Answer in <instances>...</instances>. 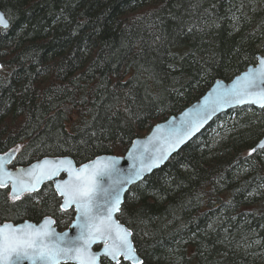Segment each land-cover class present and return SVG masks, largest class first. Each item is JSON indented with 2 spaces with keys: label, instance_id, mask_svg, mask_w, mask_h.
<instances>
[{
  "label": "trees",
  "instance_id": "obj_1",
  "mask_svg": "<svg viewBox=\"0 0 264 264\" xmlns=\"http://www.w3.org/2000/svg\"><path fill=\"white\" fill-rule=\"evenodd\" d=\"M0 11L11 168L124 157L264 55V0H0ZM263 137L264 110L230 111L130 190L118 220L142 264H264ZM74 217L52 184L18 200L0 187V224L52 218L63 232Z\"/></svg>",
  "mask_w": 264,
  "mask_h": 264
},
{
  "label": "water",
  "instance_id": "obj_2",
  "mask_svg": "<svg viewBox=\"0 0 264 264\" xmlns=\"http://www.w3.org/2000/svg\"><path fill=\"white\" fill-rule=\"evenodd\" d=\"M6 21L8 30L10 23ZM254 108L264 110V56H258L257 64L231 81H216L209 91L196 103L189 106L177 116L153 127L147 136L137 139L124 157L102 156L81 166H77L69 157L43 158L27 167L11 168L18 150H12L0 156L1 188L10 190L11 199L18 200L26 195L40 192L47 184H52L57 196L61 199V210H73L74 220L67 230L58 231L52 218H45L39 223L29 221L14 224H0L4 234L10 228L16 232L41 233L44 246L51 249H79L80 252H69L51 260L33 256H21L18 260L5 254L7 264H80L76 257L83 254L92 264H142L135 244L133 233L119 220L118 216L130 190L142 183L153 173L161 170L167 163L188 144L198 138L217 118L237 109ZM264 137L258 142L254 152L264 150ZM87 166V172H85ZM90 178L94 188L92 202L93 214L97 222L106 227L104 235H99L86 224L87 217L77 211L75 204L67 205L65 196L60 190L75 181L76 174ZM140 173V175H137ZM113 195H109V194ZM119 194L118 210H114L111 201ZM110 213V218H109ZM91 232V234H90ZM126 239L131 251L121 248V238ZM47 233V235H43ZM110 253H116L115 258Z\"/></svg>",
  "mask_w": 264,
  "mask_h": 264
},
{
  "label": "snow or ice",
  "instance_id": "obj_3",
  "mask_svg": "<svg viewBox=\"0 0 264 264\" xmlns=\"http://www.w3.org/2000/svg\"><path fill=\"white\" fill-rule=\"evenodd\" d=\"M0 27H7V21L5 17L0 14ZM264 147V145H261ZM255 151V149H253ZM87 166H85V172H87ZM140 175V173H137ZM0 181V186H2ZM61 195L66 197L67 205L75 204L77 211L82 216L87 217L86 224L90 225L91 230L99 235H104L107 230L102 222H97V216L93 214L92 202L94 199V188L91 180L88 177L83 176L81 173L76 174L74 182H71L65 189L60 190ZM110 196L113 194H109ZM114 210H118L116 206L119 204V194L115 193L114 201H111ZM110 218V213H109ZM91 234V232H90ZM47 235V233H43ZM41 233L32 232H16L14 233L10 228L5 235L4 230L0 229V264H7L5 260V254L18 260L21 256H28L29 251L33 256H39L41 259H53L59 255H67L69 252H80L79 249H51L44 246L43 240L40 239ZM127 233L121 238V248L131 251L130 245L126 239ZM115 258L116 253H110ZM80 260V264H92V260H86L81 253L76 257ZM139 264V262H137Z\"/></svg>",
  "mask_w": 264,
  "mask_h": 264
},
{
  "label": "rangeland",
  "instance_id": "obj_4",
  "mask_svg": "<svg viewBox=\"0 0 264 264\" xmlns=\"http://www.w3.org/2000/svg\"><path fill=\"white\" fill-rule=\"evenodd\" d=\"M262 56H264V55H262Z\"/></svg>",
  "mask_w": 264,
  "mask_h": 264
}]
</instances>
